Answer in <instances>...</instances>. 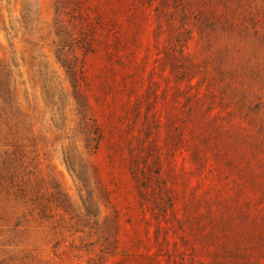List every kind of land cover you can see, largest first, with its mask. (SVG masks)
Segmentation results:
<instances>
[{"label":"rangeland","instance_id":"obj_1","mask_svg":"<svg viewBox=\"0 0 264 264\" xmlns=\"http://www.w3.org/2000/svg\"><path fill=\"white\" fill-rule=\"evenodd\" d=\"M232 233L264 247V0H0V264Z\"/></svg>","mask_w":264,"mask_h":264},{"label":"trees","instance_id":"obj_2","mask_svg":"<svg viewBox=\"0 0 264 264\" xmlns=\"http://www.w3.org/2000/svg\"><path fill=\"white\" fill-rule=\"evenodd\" d=\"M81 44L86 46L88 43L83 40ZM234 236L235 234L232 233L230 239L234 243L232 246L224 244L212 252V260L209 264H264L260 260V258H264V247L262 244L255 246L252 244L244 245L240 241H236Z\"/></svg>","mask_w":264,"mask_h":264}]
</instances>
